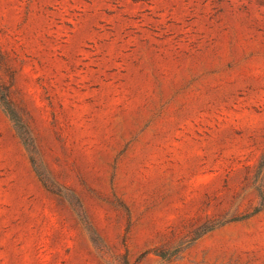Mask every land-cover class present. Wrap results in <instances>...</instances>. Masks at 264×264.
<instances>
[{"label":"rangeland","instance_id":"obj_1","mask_svg":"<svg viewBox=\"0 0 264 264\" xmlns=\"http://www.w3.org/2000/svg\"><path fill=\"white\" fill-rule=\"evenodd\" d=\"M0 264H264V0H0Z\"/></svg>","mask_w":264,"mask_h":264},{"label":"trees","instance_id":"obj_2","mask_svg":"<svg viewBox=\"0 0 264 264\" xmlns=\"http://www.w3.org/2000/svg\"><path fill=\"white\" fill-rule=\"evenodd\" d=\"M7 102H3V106L5 105L6 109H7V113H9V115L11 116V118L14 119V114L13 111L11 110L10 106L8 104H5Z\"/></svg>","mask_w":264,"mask_h":264}]
</instances>
